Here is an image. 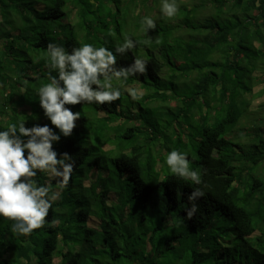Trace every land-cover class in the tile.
Here are the masks:
<instances>
[{
    "label": "trees",
    "instance_id": "trees-1",
    "mask_svg": "<svg viewBox=\"0 0 264 264\" xmlns=\"http://www.w3.org/2000/svg\"><path fill=\"white\" fill-rule=\"evenodd\" d=\"M160 3L0 0V130L50 125L37 96L49 44L114 52L130 37L137 47L116 66L147 62L144 75L113 81L138 100L67 106L81 116L53 147L75 161L68 186L29 236L0 218V264H264V0H177L172 18ZM144 16L155 30L143 31ZM173 150L199 185L169 171Z\"/></svg>",
    "mask_w": 264,
    "mask_h": 264
},
{
    "label": "clouds",
    "instance_id": "clouds-1",
    "mask_svg": "<svg viewBox=\"0 0 264 264\" xmlns=\"http://www.w3.org/2000/svg\"><path fill=\"white\" fill-rule=\"evenodd\" d=\"M159 11L161 17L172 18L179 11V4L177 0H161ZM142 25L145 32L157 27L150 16L143 17ZM136 47L137 42L130 37H125L114 52L88 43L70 52L55 44L47 46L50 82L39 87L37 96L44 117L54 127L49 124L26 127L25 121H18L0 130V218L13 221L14 234L29 236L42 228L53 203L68 186L75 161L68 153L58 154L53 147L61 136L72 135L81 116L79 111L73 112L67 106L87 103L111 107L125 93L133 101L140 98L135 88L113 83L147 72V62L140 58H134L127 67L116 66L117 55L133 53ZM165 164L173 175L197 185L201 183L199 174L190 168L186 153L170 151ZM41 173L49 178V183L38 185L33 179ZM52 180L56 189L51 187ZM204 195L200 188L188 195L189 207L184 210L187 219L197 213V201Z\"/></svg>",
    "mask_w": 264,
    "mask_h": 264
},
{
    "label": "rangeland",
    "instance_id": "rangeland-1",
    "mask_svg": "<svg viewBox=\"0 0 264 264\" xmlns=\"http://www.w3.org/2000/svg\"><path fill=\"white\" fill-rule=\"evenodd\" d=\"M211 19H212V21H214L213 18H211ZM215 21H216V20H215ZM257 103H258V100L254 101V106H255Z\"/></svg>",
    "mask_w": 264,
    "mask_h": 264
}]
</instances>
